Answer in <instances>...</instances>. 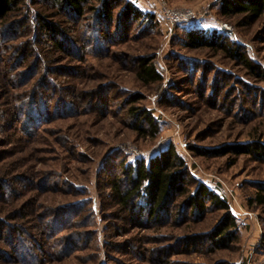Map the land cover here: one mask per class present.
<instances>
[{
	"label": "rangeland",
	"instance_id": "rangeland-1",
	"mask_svg": "<svg viewBox=\"0 0 264 264\" xmlns=\"http://www.w3.org/2000/svg\"><path fill=\"white\" fill-rule=\"evenodd\" d=\"M42 1L0 22V264H264V148L214 153L264 145V14L225 19L220 0H131L157 24L114 21L107 41L88 15L69 23ZM159 1L196 21L169 30ZM37 13L67 29L74 53L38 30ZM199 28L223 32L257 71L185 47V30ZM140 57L160 81H138ZM132 107L152 114L155 138L133 129ZM172 144L191 182L229 203L237 227L226 247L209 240L224 211L194 214L180 197L154 222L113 197L123 166Z\"/></svg>",
	"mask_w": 264,
	"mask_h": 264
},
{
	"label": "trees",
	"instance_id": "trees-1",
	"mask_svg": "<svg viewBox=\"0 0 264 264\" xmlns=\"http://www.w3.org/2000/svg\"><path fill=\"white\" fill-rule=\"evenodd\" d=\"M43 0L42 2H44ZM47 1V0H46ZM53 9L67 17L69 23H76L83 17L89 16L92 22L98 25L103 37L111 39L110 29L116 21L117 28L123 29L125 25L150 26L157 24L156 13L152 14L143 10L131 0H49ZM26 0H0V22H6L21 4ZM218 14L225 19L232 16H248L250 19H259L264 14V0H220ZM38 14V13H37ZM48 15L39 13L36 16L38 30L60 52L74 53L66 28L60 22H51ZM184 46L189 49L207 48L221 51L228 58L241 60L244 66L253 72L256 67L250 65L239 47L228 42V37L216 29H186L184 32ZM77 51V50H76ZM136 78L148 85L160 81V76L155 67L150 64V59L140 57L136 63ZM129 103H137L140 98L135 95ZM133 118V129L141 136L155 138L159 133L157 122L152 114L145 108L129 109ZM254 145V144H253ZM264 145L255 143L248 145H233L224 147L214 153L248 155L255 151L262 152ZM194 149V148H193ZM197 151V150H196ZM258 155V154H257ZM185 163L176 152L175 147L169 145L157 156L127 164L121 168L123 178H112L110 191L116 202L122 208L134 207L141 214H145L149 221L158 222L163 212H168L172 202L183 197L182 209L190 208L194 214H204L208 210L224 211V216L219 225L209 233L210 247L214 250L226 247L234 240L233 231L237 227L236 218L230 212V205L223 198L204 184L192 183L189 173L185 171ZM191 188L193 191L191 192ZM2 188L0 185V192ZM262 198L260 199V202Z\"/></svg>",
	"mask_w": 264,
	"mask_h": 264
},
{
	"label": "built area",
	"instance_id": "built-area-1",
	"mask_svg": "<svg viewBox=\"0 0 264 264\" xmlns=\"http://www.w3.org/2000/svg\"><path fill=\"white\" fill-rule=\"evenodd\" d=\"M157 6L158 15L169 30H172L177 26L196 21L194 14L189 10H175L174 8L166 6V4L162 1H159ZM224 28H226V25Z\"/></svg>",
	"mask_w": 264,
	"mask_h": 264
}]
</instances>
